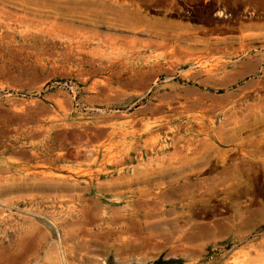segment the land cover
Listing matches in <instances>:
<instances>
[{
	"label": "rangeland",
	"instance_id": "1",
	"mask_svg": "<svg viewBox=\"0 0 264 264\" xmlns=\"http://www.w3.org/2000/svg\"><path fill=\"white\" fill-rule=\"evenodd\" d=\"M0 264H264V0H0Z\"/></svg>",
	"mask_w": 264,
	"mask_h": 264
}]
</instances>
